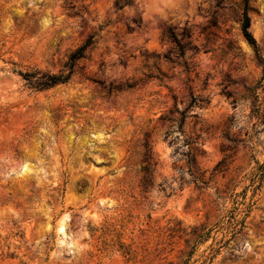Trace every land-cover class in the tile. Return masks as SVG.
Here are the masks:
<instances>
[{"label":"rangeland","instance_id":"374dc122","mask_svg":"<svg viewBox=\"0 0 264 264\" xmlns=\"http://www.w3.org/2000/svg\"><path fill=\"white\" fill-rule=\"evenodd\" d=\"M244 10L264 62V0H0V264H264Z\"/></svg>","mask_w":264,"mask_h":264},{"label":"trees","instance_id":"16d2710c","mask_svg":"<svg viewBox=\"0 0 264 264\" xmlns=\"http://www.w3.org/2000/svg\"><path fill=\"white\" fill-rule=\"evenodd\" d=\"M249 27H250V18L247 14V11L244 10L242 20H241V24H240L241 34H242L243 38L245 39V41L253 48L259 62L263 63V66H264V62H263L262 58L259 56V49H258L257 43H256L255 39L253 38V36L249 30ZM169 38L171 39V41L174 44H176V47L179 51H181V52L184 51V45L181 44L180 39L178 38V36L175 33L169 32ZM91 39L92 38H87L84 43H82L80 46H78L70 54V56L68 57V61L65 64L66 73L60 72L59 74H52L48 71L44 72V71H41V70L34 68L31 71L20 72L19 75L22 77V79L25 80L26 84L30 88H33L35 90H42V89L52 87L56 84L66 83L72 77L76 63L80 59L85 58L86 51L92 43ZM197 100L193 99L191 102V106L196 104ZM198 101H200V99ZM184 119H185V114L182 115L181 121L179 122V125L183 124Z\"/></svg>","mask_w":264,"mask_h":264}]
</instances>
